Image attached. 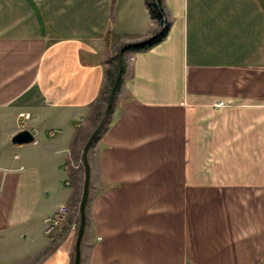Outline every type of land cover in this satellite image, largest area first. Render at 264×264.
<instances>
[{
	"label": "crops",
	"instance_id": "1",
	"mask_svg": "<svg viewBox=\"0 0 264 264\" xmlns=\"http://www.w3.org/2000/svg\"><path fill=\"white\" fill-rule=\"evenodd\" d=\"M161 1L88 163L80 264H264V0ZM158 31L144 0H0V264H74L94 109Z\"/></svg>",
	"mask_w": 264,
	"mask_h": 264
},
{
	"label": "water",
	"instance_id": "2",
	"mask_svg": "<svg viewBox=\"0 0 264 264\" xmlns=\"http://www.w3.org/2000/svg\"><path fill=\"white\" fill-rule=\"evenodd\" d=\"M132 44L125 45L120 48L118 51V70L114 79V82L112 84V87L109 92L108 96V102L106 104V107L103 111V115L98 122L97 126L91 133V135L88 137L82 151V161L84 165V170H85V177H84V184H83V191H82V196H81V202L79 206V226H78V231H77V236H76V242H75V256H74V264H80V258H81V252H80V247H81V242L84 236L85 232V226H86V204H87V199H88V191H89V178H90V170H89V164L87 160V154L95 140V138L99 135L101 132L106 116L110 110V107L113 103L114 100V95L116 92V89L119 85L121 76H122V71H123V66H122V55L124 50L128 49L131 47ZM34 141L33 135L28 131V130H22L20 132H17L12 138H11V143L12 145H26L30 144Z\"/></svg>",
	"mask_w": 264,
	"mask_h": 264
},
{
	"label": "trees",
	"instance_id": "3",
	"mask_svg": "<svg viewBox=\"0 0 264 264\" xmlns=\"http://www.w3.org/2000/svg\"><path fill=\"white\" fill-rule=\"evenodd\" d=\"M144 3L146 5V8L148 9L150 18L158 23L159 31L155 35L149 37L146 40H143L140 43L132 44L131 47L124 50L123 54H125L127 52L137 53V52L146 51V50L150 49L151 47L160 43L166 37L169 25H168V22L166 21V18H165L162 1L161 0H144ZM113 4H114V0H111V6H113ZM113 61L116 63L115 70L113 72L108 73L107 83H106V85L102 91V95L100 97V102L96 105V108L94 109V115L97 118L98 122L100 121V119L103 115V111H104L106 104L108 102L109 92H110V89L112 87V84L114 82V79H115V76H116V73L118 70V56H115L113 58ZM122 66H123V71H122V74H123L124 67H125L123 55H122ZM121 83H122V78L120 79V82H119V85L116 89L115 95L118 92ZM115 95H114L113 103L110 107V110H109L107 116H106L105 124H104L101 132L99 133V135L95 138L92 146L95 145L99 141V139L106 132V130L108 129V127L110 126V124L113 120V114H114V108H115Z\"/></svg>",
	"mask_w": 264,
	"mask_h": 264
},
{
	"label": "built area",
	"instance_id": "4",
	"mask_svg": "<svg viewBox=\"0 0 264 264\" xmlns=\"http://www.w3.org/2000/svg\"><path fill=\"white\" fill-rule=\"evenodd\" d=\"M28 120V114H21L18 125V132L25 130V122ZM36 143V141L34 142ZM67 167H65L66 169ZM67 211L61 206L54 210L49 218L44 221L43 234L51 238L55 233L61 232L66 225Z\"/></svg>",
	"mask_w": 264,
	"mask_h": 264
},
{
	"label": "rangeland",
	"instance_id": "5",
	"mask_svg": "<svg viewBox=\"0 0 264 264\" xmlns=\"http://www.w3.org/2000/svg\"><path fill=\"white\" fill-rule=\"evenodd\" d=\"M96 124H98L97 118H96L95 123H94V129H95V126H97ZM97 143L90 148V150H89V152L87 154L88 163H89V160L90 161H94V159H95L96 150H97ZM12 146H13V148H25V146H27V145H22V146L12 145ZM30 146H32V145H30Z\"/></svg>",
	"mask_w": 264,
	"mask_h": 264
}]
</instances>
